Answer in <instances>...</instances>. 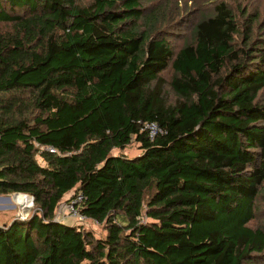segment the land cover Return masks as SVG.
<instances>
[{
	"label": "trees",
	"instance_id": "1",
	"mask_svg": "<svg viewBox=\"0 0 264 264\" xmlns=\"http://www.w3.org/2000/svg\"><path fill=\"white\" fill-rule=\"evenodd\" d=\"M162 1L0 0V193L34 205L0 264H264V17L211 0L174 47ZM79 192L104 235L57 217Z\"/></svg>",
	"mask_w": 264,
	"mask_h": 264
},
{
	"label": "rangeland",
	"instance_id": "2",
	"mask_svg": "<svg viewBox=\"0 0 264 264\" xmlns=\"http://www.w3.org/2000/svg\"><path fill=\"white\" fill-rule=\"evenodd\" d=\"M171 4H167V10H165L164 18L167 19L164 29L167 31L168 38L174 47H179L183 44L185 39L189 36L190 30L196 21V19L203 12V9L211 8L215 1L211 0H171ZM229 3L238 7L245 5L250 9H257L261 18L264 17V0H227ZM163 3L162 0H145V5H158ZM235 9V8H234ZM237 13V11H236ZM124 151L129 155H134L139 151L137 143L132 142ZM39 162L43 163L42 158L37 156ZM21 195L14 192L0 193V224L9 222L14 217H26L34 210L33 201L31 196L28 197V206H23L20 198ZM58 209L62 206L66 199H63ZM67 201V200H66ZM264 204V200L260 205ZM57 209V212H58ZM65 220L70 223L82 224L85 227L92 228L95 235L102 236L104 231L102 225L97 223L91 218L79 219V217L72 216L67 212L63 214ZM256 223V221H252Z\"/></svg>",
	"mask_w": 264,
	"mask_h": 264
},
{
	"label": "built area",
	"instance_id": "3",
	"mask_svg": "<svg viewBox=\"0 0 264 264\" xmlns=\"http://www.w3.org/2000/svg\"><path fill=\"white\" fill-rule=\"evenodd\" d=\"M143 127L148 130L149 135L151 137L154 136L158 131H160V127L157 124V122H155V121H146L143 123ZM41 147H44V148L48 149L49 151H53V152L56 151V148L54 146H51V145H45V146L42 145ZM81 200H82V193L79 192L75 196L70 198L68 201H65L62 204V206L58 209L57 217L64 219L65 216L63 214H64V212H67L68 214H70L72 216H75L77 218L79 217V219L88 218L79 211L77 204H79V202Z\"/></svg>",
	"mask_w": 264,
	"mask_h": 264
},
{
	"label": "bare ground",
	"instance_id": "4",
	"mask_svg": "<svg viewBox=\"0 0 264 264\" xmlns=\"http://www.w3.org/2000/svg\"><path fill=\"white\" fill-rule=\"evenodd\" d=\"M16 194H24V195H21L23 198H20V199L22 201L23 206H28V202H29L28 197H30V195L25 194V193H16Z\"/></svg>",
	"mask_w": 264,
	"mask_h": 264
},
{
	"label": "water",
	"instance_id": "5",
	"mask_svg": "<svg viewBox=\"0 0 264 264\" xmlns=\"http://www.w3.org/2000/svg\"><path fill=\"white\" fill-rule=\"evenodd\" d=\"M14 193H18V192H14ZM25 194H28V193H25ZM32 199H33V197H32V195H31V201H32Z\"/></svg>",
	"mask_w": 264,
	"mask_h": 264
}]
</instances>
